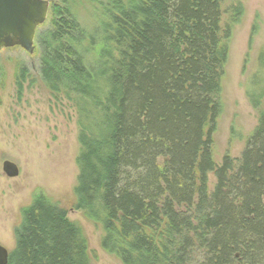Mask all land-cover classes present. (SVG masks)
I'll use <instances>...</instances> for the list:
<instances>
[{"label": "trees", "instance_id": "trees-1", "mask_svg": "<svg viewBox=\"0 0 264 264\" xmlns=\"http://www.w3.org/2000/svg\"><path fill=\"white\" fill-rule=\"evenodd\" d=\"M222 1L52 0L39 75L76 113L74 208L122 264H264V48L244 85L256 126L239 157H212L230 29L243 12L233 5L222 25ZM77 2L98 7L100 29L70 13ZM14 236L8 264H91L80 226L43 193Z\"/></svg>", "mask_w": 264, "mask_h": 264}, {"label": "rangeland", "instance_id": "rangeland-1", "mask_svg": "<svg viewBox=\"0 0 264 264\" xmlns=\"http://www.w3.org/2000/svg\"><path fill=\"white\" fill-rule=\"evenodd\" d=\"M236 4L241 5L243 12L230 29L228 56L220 81L222 111L212 134V157L216 165L226 154L239 157L257 123L256 112L245 97L244 85L258 51L264 48V0H223L222 25L230 19L229 9ZM70 13L87 32L95 27L100 29L105 22L94 4L77 2L71 5ZM51 27L50 11L36 30L32 53L18 46L0 50V245L11 253L22 210L32 204L36 194L43 193L67 211L70 221L80 226L91 264H122L101 248V229L74 208L76 113L68 101L49 92L39 75V35ZM21 68L26 70V80L19 89L16 76ZM5 160L17 166L16 177L8 178L2 171ZM207 176L208 189L212 191L215 177L212 172Z\"/></svg>", "mask_w": 264, "mask_h": 264}, {"label": "water", "instance_id": "water-1", "mask_svg": "<svg viewBox=\"0 0 264 264\" xmlns=\"http://www.w3.org/2000/svg\"><path fill=\"white\" fill-rule=\"evenodd\" d=\"M48 12L46 0H0V50L18 46L28 53L34 49L37 28ZM2 171L8 178L16 177L17 166L5 160ZM9 252L0 245V264H8Z\"/></svg>", "mask_w": 264, "mask_h": 264}, {"label": "flooded vegetation", "instance_id": "flooded-vegetation-1", "mask_svg": "<svg viewBox=\"0 0 264 264\" xmlns=\"http://www.w3.org/2000/svg\"><path fill=\"white\" fill-rule=\"evenodd\" d=\"M48 2V12H47V17L51 11V5H52V0H46ZM47 19V18H46ZM46 21V20H45Z\"/></svg>", "mask_w": 264, "mask_h": 264}]
</instances>
